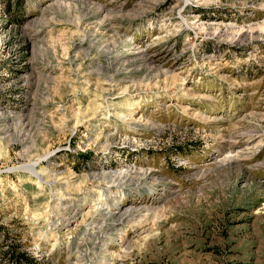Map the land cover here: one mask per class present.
I'll return each instance as SVG.
<instances>
[{"label": "rangeland", "instance_id": "obj_1", "mask_svg": "<svg viewBox=\"0 0 264 264\" xmlns=\"http://www.w3.org/2000/svg\"><path fill=\"white\" fill-rule=\"evenodd\" d=\"M0 264H264V0H0Z\"/></svg>", "mask_w": 264, "mask_h": 264}, {"label": "bare ground", "instance_id": "obj_2", "mask_svg": "<svg viewBox=\"0 0 264 264\" xmlns=\"http://www.w3.org/2000/svg\"><path fill=\"white\" fill-rule=\"evenodd\" d=\"M193 20L195 21V23L199 22V16L198 15H195L193 16ZM184 22V21H183ZM150 57V56H149ZM146 58V57H145ZM148 61H152L154 62V59L152 57H150L149 59H147ZM145 60V61H147ZM150 63V62H149ZM153 64V63H152ZM215 67L213 66L212 69H214ZM176 75V74H175ZM97 100H95V103ZM89 102V101H88ZM91 102V101H90ZM94 102V101H93ZM93 104V103H92ZM91 105V103H90ZM90 105L86 108V111H90ZM188 107V106H187ZM131 108V107H130ZM127 110H130V109H127ZM86 111H84V113H86ZM130 113V112H129ZM91 114V113H90ZM88 114V115H90ZM96 115V112L93 111L92 114H91V118H93V116ZM131 115V114H130ZM87 116V114H86ZM84 117V116H83ZM85 118V117H84ZM88 117V120L91 119ZM134 120V119H133ZM137 120V119H136ZM79 125V124H78ZM75 129H76V126H75ZM51 157V153L50 154H47L44 159L46 160L47 158H50ZM42 158L30 163L29 165L27 166H23V167H16L12 170H21V169H26L30 172V174L32 176H34L35 178L38 179V183H43V179L41 177V171L43 172V170H40L38 171V166L42 163V161L44 160ZM45 162V161H44ZM41 167V166H40ZM131 172V171H130ZM45 173V172H44ZM43 173V174H44ZM133 173V172H131ZM46 175V174H45ZM106 175V174H105ZM127 175H129V172L128 173H124V172H120V173H110L106 176L108 177H111L110 179L113 180L111 185H106V192L104 191V193H100V195L96 198V199H92V203L93 205H91L90 209L87 210L86 212L84 213H81L80 212V209L82 208L81 206L83 205H78V207L74 210V211H69V213H67V218H66V222L68 224V226H80L82 225V222L84 223V221L87 219V218H94L95 215H99V216H113L112 219L113 221L115 220L117 224H119L120 226H124V224H136L138 225L139 224V221L140 219H136V216L139 215V209H137L136 207L134 206H127L126 208H122L121 207V204H122V201L121 200H118V202L116 203H113L115 201H117V196L120 197L119 195V189H121L117 184V181H119L120 178L122 177H126ZM148 174L144 173L143 176H146ZM44 177V175H42ZM92 176V175H91ZM94 176V175H93ZM97 176V175H96ZM95 176V178H96ZM88 176H86L85 178L87 179ZM98 177V176H97ZM89 179V177H88ZM103 179V177H102ZM106 179V178H105ZM45 180H47L45 178ZM96 180V179H95ZM107 180V179H106ZM124 180V179H123ZM105 182V181H104ZM37 183V184H38ZM45 183H48V182H45ZM43 183V184H45ZM41 184V185H43ZM118 184H120V182H118ZM46 185V184H45ZM44 186V185H43ZM95 193V192H94ZM97 194V193H96ZM112 195H114L112 197ZM108 197H112L111 200L113 199L114 201L112 202L110 200V198ZM85 198V197H84ZM54 199V198H53ZM73 199V198H72ZM84 200V199H83ZM86 200V199H85ZM61 201V199H60ZM88 201V200H87ZM85 204V203H84ZM62 206V205H61ZM55 207V206H54ZM59 207V206H57ZM140 208V207H139ZM56 209V208H55ZM53 211V210H52ZM56 211V210H55ZM105 212V213H103ZM58 214V213H57ZM61 214V213H60ZM82 215V216H81ZM59 216V215H58ZM61 217V216H60ZM64 217V216H63ZM57 218V216H56ZM106 218V217H104ZM48 219V218H47ZM52 219V218H51ZM81 219V220H80ZM106 221V220H105ZM62 222V221H61ZM96 222V221H95ZM94 222V223H95ZM59 223V222H58ZM90 225V224H89ZM73 227V228H74ZM90 228V227H89ZM72 229V228H71ZM76 230V229H74ZM70 231V230H68ZM144 236V235H143ZM141 237V236H140ZM144 238V237H143ZM124 240V238H123ZM122 240V241H123ZM107 256V255H106ZM115 256V255H114ZM116 257V256H115Z\"/></svg>", "mask_w": 264, "mask_h": 264}]
</instances>
